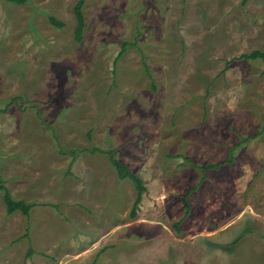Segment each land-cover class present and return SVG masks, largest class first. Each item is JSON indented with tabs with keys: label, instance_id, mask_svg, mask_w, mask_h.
<instances>
[{
	"label": "rangeland",
	"instance_id": "obj_1",
	"mask_svg": "<svg viewBox=\"0 0 264 264\" xmlns=\"http://www.w3.org/2000/svg\"><path fill=\"white\" fill-rule=\"evenodd\" d=\"M255 51L264 0H0V178L35 205L0 191V264H264Z\"/></svg>",
	"mask_w": 264,
	"mask_h": 264
},
{
	"label": "trees",
	"instance_id": "obj_2",
	"mask_svg": "<svg viewBox=\"0 0 264 264\" xmlns=\"http://www.w3.org/2000/svg\"><path fill=\"white\" fill-rule=\"evenodd\" d=\"M4 1L10 2L12 4H16V5H23V4H26L28 0H4ZM244 1L246 2L247 0H244ZM75 16H76V20H77V27L75 30V36H76V40L78 42H80L82 40L83 32L85 29V17H84V13H83V1H80L77 4V6L75 8ZM50 22L52 23L53 26H55L57 28H62L64 26V24L59 22L54 16L50 17ZM122 54H123V51H122ZM240 58L245 59V60H258V59H260V60L264 61V51H255L251 54H244ZM92 152H101V151H98L96 149ZM107 154L110 156L111 164L115 168V170L117 171L120 180H130L135 186V189L137 191V197H136L133 209L131 211V218L135 219L137 217L138 209L142 203L143 196L147 192L145 181L142 180L139 176L135 175L132 172V170L129 168V166H127L126 164H124L120 160L116 159L114 157V152L110 151V152H107ZM231 162H233V161L231 160ZM220 166H221V164H219V165H208L207 167H205L204 170H206L207 168L217 169ZM0 191H2L4 193L3 200H4V203L7 207V212L9 215H13L16 212L20 211L27 218H29L30 212H31L32 208L35 207V205H28L25 201L14 200V198L12 197V194L7 189V187L4 185L1 178H0ZM185 207H186V216H187L190 214V211H191L190 210V203L188 202V196L185 197ZM181 223H182V221L178 225H180Z\"/></svg>",
	"mask_w": 264,
	"mask_h": 264
},
{
	"label": "crops",
	"instance_id": "obj_3",
	"mask_svg": "<svg viewBox=\"0 0 264 264\" xmlns=\"http://www.w3.org/2000/svg\"><path fill=\"white\" fill-rule=\"evenodd\" d=\"M123 256H124V258L120 260L122 262L121 264H132L133 263V262L131 263V260L127 259V256L125 254ZM94 264H96V263H94ZM113 264H115V263H113Z\"/></svg>",
	"mask_w": 264,
	"mask_h": 264
}]
</instances>
